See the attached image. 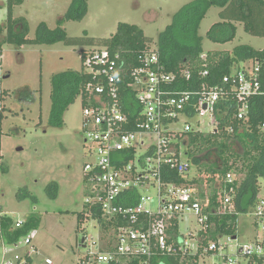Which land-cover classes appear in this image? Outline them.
<instances>
[{
    "label": "built area",
    "instance_id": "built-area-1",
    "mask_svg": "<svg viewBox=\"0 0 264 264\" xmlns=\"http://www.w3.org/2000/svg\"><path fill=\"white\" fill-rule=\"evenodd\" d=\"M200 60L206 62L207 53ZM82 68L92 77L85 98H80L81 135L88 157L83 167L84 214L100 213L113 242L106 247L93 243L80 264H153L157 257L201 259L204 255L220 264H259L264 259V239L237 245L233 255L226 252L237 239L205 244L209 217L232 211L230 195L220 196L218 208L207 213L208 202L199 199L193 186L167 179L168 172H177L187 180L192 168L187 154L191 133L232 135L235 122L248 126L257 103L263 107L260 128L264 130L259 62L234 67L212 82L207 68L167 71L158 47L151 46L139 57H125L108 48L88 50ZM9 77L0 53V264H31L38 253L34 231L17 237L27 221L14 218L1 205L2 126L9 99L3 85ZM234 180L232 173L226 175L228 184ZM191 213L200 228L196 233L187 228L184 234L181 224ZM254 216L264 232V195L259 196Z\"/></svg>",
    "mask_w": 264,
    "mask_h": 264
},
{
    "label": "rangeland",
    "instance_id": "rangeland-1",
    "mask_svg": "<svg viewBox=\"0 0 264 264\" xmlns=\"http://www.w3.org/2000/svg\"><path fill=\"white\" fill-rule=\"evenodd\" d=\"M194 0H88V13L82 21H70L64 25L69 38L104 40L112 38L120 23L136 25L157 47L159 35L171 24L174 15ZM71 0H25L14 9L15 18H25L29 23L28 38L36 37L40 24L50 29L66 14ZM219 9L211 8L200 27L204 53H232L238 46H251L264 50V38L248 34L242 24H237L233 41L226 44L214 43L207 37L211 27L220 22ZM6 19V0H0V23ZM98 45L68 46L25 45L16 47L4 45L2 65L10 77L4 81L7 91V110L2 126V153L5 172L2 174L4 197L1 205L14 218L28 221L36 218L38 228L34 231V246L37 254L31 264H80L92 249L93 243L106 245L113 242L110 232L104 231L98 219L83 216L85 211V187L83 167L88 160L81 135L83 106L78 98L64 116L62 128L49 123L51 110L52 77L56 74L82 69V50H93ZM100 47V46H99ZM252 62L245 63L251 67ZM245 64L241 65L244 66ZM237 70V67H235ZM30 89L34 100L21 101V91ZM21 149V150H20ZM190 185L199 194L197 184L191 181L200 177L197 169L191 168L187 175ZM239 179V178H238ZM57 185L56 198L49 191ZM207 187V185H205ZM204 186V187H205ZM205 187V188H206ZM23 191L27 197L19 196ZM264 195V182L260 196ZM199 231L194 213L184 218L183 233ZM264 239V232L258 225L254 211L241 216L238 222V237L233 244L223 237L221 242L229 244V255L239 244ZM85 239V244L81 241ZM78 242V243H77ZM199 264H220L210 255L200 257Z\"/></svg>",
    "mask_w": 264,
    "mask_h": 264
},
{
    "label": "trees",
    "instance_id": "trees-1",
    "mask_svg": "<svg viewBox=\"0 0 264 264\" xmlns=\"http://www.w3.org/2000/svg\"><path fill=\"white\" fill-rule=\"evenodd\" d=\"M25 0H6V19L0 23V53L4 45L23 47L25 45H54L64 43L68 46L98 45L97 48H108L113 53L120 52L125 57H139L151 47L152 39L145 36L143 30L136 25L120 23L116 34L110 39L90 40L69 38L64 25L70 21H82L88 13V0H71L66 14L58 21L55 29L45 23L39 25L36 37L28 38L30 29L25 18H15L14 9L23 5ZM211 8H218L220 22L214 24L207 33L214 43L226 44L235 39L237 24H242L245 31L254 36L264 38V0H194L182 7L173 17L170 25L159 35L157 41L161 63L167 71L175 72L183 66H190L196 71L207 68L212 82H218L229 75L234 67L252 62H259L261 77L264 81V50H256L251 46H238L232 53L209 52L207 61L200 60L204 53L203 38L199 31L201 24ZM100 46V47H99ZM88 50H82L81 58ZM92 80L83 68L80 71L68 70L52 77L51 110L49 123L53 127L62 128L64 116L78 98H85V86ZM21 101L34 100L33 92L26 88L21 91ZM263 107L254 105L252 116L247 125L235 122V132L213 134L191 133L189 135L188 157L200 177L191 181L200 190L198 195L204 203L208 202L205 212L218 208L220 196L230 195L232 211L224 215H211L205 244L223 237H238V222L241 216L251 214L257 205L262 183L264 182V130L260 128L263 121ZM223 120V119H222ZM227 120H223V125ZM235 176L233 183L226 182V175ZM239 178V179H238ZM167 179L177 184H189L177 172H168ZM207 185V187L205 186ZM206 188H205V187ZM197 190V189H196ZM199 193V191H198ZM51 198H56L57 185L49 191ZM21 199L28 195L23 191ZM85 214L79 219L84 220ZM104 231L109 232V224L103 221L101 214L94 212ZM39 226L36 218H30L26 226L17 232L20 237L35 231ZM111 226V224H110ZM174 231L178 233L179 227ZM132 264H138L132 261ZM130 263V264H131ZM264 264V259L258 261ZM115 264V263H112ZM118 264H125L120 261ZM153 264H199V257H157Z\"/></svg>",
    "mask_w": 264,
    "mask_h": 264
},
{
    "label": "water",
    "instance_id": "water-1",
    "mask_svg": "<svg viewBox=\"0 0 264 264\" xmlns=\"http://www.w3.org/2000/svg\"><path fill=\"white\" fill-rule=\"evenodd\" d=\"M20 150H21V149H20ZM233 239L236 240L237 237H234ZM77 243H78V242H77ZM81 244H83V245L85 244V239H83V240L81 241Z\"/></svg>",
    "mask_w": 264,
    "mask_h": 264
},
{
    "label": "flooded vegetation",
    "instance_id": "flooded-vegetation-1",
    "mask_svg": "<svg viewBox=\"0 0 264 264\" xmlns=\"http://www.w3.org/2000/svg\"><path fill=\"white\" fill-rule=\"evenodd\" d=\"M5 169H6V167H5Z\"/></svg>",
    "mask_w": 264,
    "mask_h": 264
}]
</instances>
